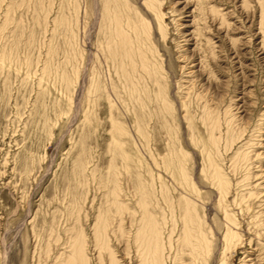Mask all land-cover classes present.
Here are the masks:
<instances>
[{"label": "rangeland", "instance_id": "rangeland-1", "mask_svg": "<svg viewBox=\"0 0 264 264\" xmlns=\"http://www.w3.org/2000/svg\"><path fill=\"white\" fill-rule=\"evenodd\" d=\"M0 264H264V0H0Z\"/></svg>", "mask_w": 264, "mask_h": 264}, {"label": "bare ground", "instance_id": "bare-ground-1", "mask_svg": "<svg viewBox=\"0 0 264 264\" xmlns=\"http://www.w3.org/2000/svg\"><path fill=\"white\" fill-rule=\"evenodd\" d=\"M113 16V15H112ZM121 17V16H120ZM119 17V18H120ZM118 17L115 19V17H114V20L118 23V19H119ZM123 21V20H122ZM112 23H113V21H112ZM119 23H120V21H119ZM125 23V22H124ZM114 27V26H113ZM123 27V26H122ZM127 27H130V26H127ZM117 28V27H116ZM124 29H125V27H123ZM129 29V28H128ZM113 30V29H112ZM131 30H132V28H131ZM117 32H118V36L120 37V42H122V52H123V54H124V57H126L127 59H129L130 57H132L131 55H132V53H131V51H130V46H131V43L129 42V40H128V38H127V36L121 31V29L118 27L117 28ZM136 33V32H135ZM138 34V33H137ZM132 35V34H131ZM117 37V36H116ZM137 38V37H136ZM111 40V39H110ZM113 40H115V39H113ZM119 40V39H118ZM131 40H133V39H131ZM146 41V40H145ZM116 42V41H115ZM114 42V43H115ZM132 43H133V41H132ZM145 43V42H144ZM121 44V43H120ZM138 44V43H137ZM147 44V43H146ZM130 45V46H129ZM136 46V45H135ZM142 46V45H141ZM145 46V45H144ZM134 47V46H133ZM139 47V46H138ZM136 48V47H135ZM140 48V47H139ZM139 48H137V49H139ZM146 49V48H145ZM111 50V49H110ZM133 50V49H132ZM142 50V49H141ZM137 51H139V50H137ZM143 52V51H142ZM137 53V52H136ZM139 53V52H138ZM134 54V53H133ZM136 55V54H135ZM139 55H141V54H139ZM146 55V54H145ZM123 57V56H122ZM136 57V56H135ZM138 57V56H137ZM120 58V57H119ZM123 59V58H122ZM118 60V59H117ZM135 61V60H134ZM123 62H124V60H123ZM126 62H127V60H126ZM125 63V62H124ZM123 63V64H124ZM130 64H131V62H130ZM136 64V63H135ZM145 65V64H144ZM148 65V64H147ZM124 66H125V64H124ZM132 66H133V64H132ZM134 66H136V65H134ZM143 67H145V66H143ZM142 67V68H143ZM147 67V66H146ZM138 68V67H137ZM148 68V67H147ZM146 69V68H145ZM135 70H136V68H135ZM134 70V71H135ZM151 70V69H150ZM123 71V70H122ZM130 73V72H129ZM136 73V72H135ZM129 78H130V76H129ZM217 144V143H216ZM240 160V159H239ZM224 180V179H223ZM226 182V181H225ZM190 184V183H189ZM223 184V183H222ZM221 184V185H222ZM228 186V185H227ZM218 188V187H217ZM226 214V213H225ZM207 245V244H206ZM197 251V250H196Z\"/></svg>", "mask_w": 264, "mask_h": 264}]
</instances>
